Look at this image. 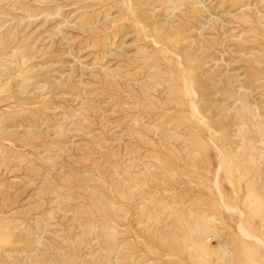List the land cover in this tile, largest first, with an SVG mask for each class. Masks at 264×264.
I'll use <instances>...</instances> for the list:
<instances>
[{
	"label": "rangeland",
	"instance_id": "obj_1",
	"mask_svg": "<svg viewBox=\"0 0 264 264\" xmlns=\"http://www.w3.org/2000/svg\"><path fill=\"white\" fill-rule=\"evenodd\" d=\"M0 264H264V0H0Z\"/></svg>",
	"mask_w": 264,
	"mask_h": 264
}]
</instances>
